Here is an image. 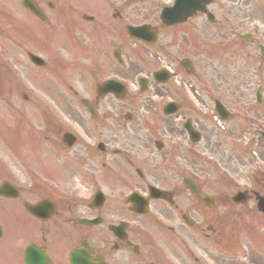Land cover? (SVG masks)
I'll list each match as a JSON object with an SVG mask.
<instances>
[{
    "label": "flooded vegetation",
    "instance_id": "flooded-vegetation-1",
    "mask_svg": "<svg viewBox=\"0 0 264 264\" xmlns=\"http://www.w3.org/2000/svg\"><path fill=\"white\" fill-rule=\"evenodd\" d=\"M56 1L27 0L41 14L42 20L28 13L24 7L25 0L6 4L9 3L10 8L19 13L26 12L48 28L55 18L73 20L74 39L69 41L62 34L58 40L63 44L58 42V51L71 55L70 48L65 45L73 41V54L80 61L85 57L81 51L82 34L78 22L93 23L95 34L91 35L94 38L91 47L95 65L99 57L100 65L113 66L115 53L118 54L116 63L122 66L130 42L125 32L131 15L129 0ZM1 4L2 0L0 7ZM263 12L264 8L258 7L254 13L257 16L261 14L264 19ZM110 23L112 27L108 28ZM251 45H254L253 41ZM180 47V44L174 45L173 49ZM253 47L259 51V44ZM179 63L176 61L177 72H184ZM76 64L79 68H75V83L80 91L68 88V98L63 92L53 95L70 127L66 130L57 118L50 129L46 128L44 122L47 121L39 115L37 120L38 125H42L39 131L42 140L37 141L32 150L34 160L21 165L22 172L9 171L0 161V264H71V255L77 253L86 264H162L165 252L172 264H242L240 239L227 234L231 231L237 234V222L234 224L233 218L248 203H254L251 211L260 219L264 218V214L256 210L255 203L257 194L264 197V189L260 192L251 186L244 190L250 200L241 206L231 203L233 195L240 191L227 195L225 189L218 188L216 197L210 196L207 178L197 172L195 165L197 162L206 165L205 148L195 149L196 144L207 140L203 131L208 128L209 118L203 113L204 100L195 96L196 106H202L199 110L201 115L194 110L196 106L188 94L176 92L167 95L163 86L159 85L157 89L149 79L144 83L145 92H126L120 100L97 92L98 83L107 79L95 82L93 89L84 86L91 91L87 92L82 88L87 81L81 62ZM113 72L117 75V71L112 70L108 77ZM122 73L123 78L130 79L128 70ZM91 75L98 77L102 72ZM256 77L258 82L255 84L253 79L255 85L245 108L237 101L236 113L226 116L241 120L243 111L248 113L252 124L249 129L253 132L247 134L249 129L244 130L247 126L242 130L238 124L237 130H229V133L233 135V145L236 141L242 143L248 139L250 149L264 147V131L258 128L256 120L257 108L264 111V84L260 75ZM19 96L20 100H29L27 94ZM169 97L171 102L176 97L174 101L179 109L165 116L161 104ZM258 97H261L260 105ZM81 100L90 102L94 115L80 107ZM134 100H141L143 104L140 113L130 102ZM67 101H77L78 108H73V103ZM13 112L33 127L34 115L29 118L17 109ZM144 113L145 118L141 115ZM185 122L200 133L198 143L190 140ZM158 128L162 133L167 130L179 143L172 142L173 151L163 156L164 145H157ZM30 132L33 133V129ZM66 134L70 138L64 141ZM232 154L229 153L230 158L234 156L240 164L238 170L264 188V156L259 155V167L248 153L235 149ZM185 182L192 186V190L186 187ZM11 188H15V192ZM153 189L156 194L159 190L166 196L154 197ZM84 196L92 197L89 204L81 201ZM160 232H166L173 241L169 243L160 239ZM227 239L229 246L225 250L222 246ZM213 242H217L223 251L235 252L217 251L209 246ZM31 251L39 253L41 261L34 259ZM258 260L264 264V260Z\"/></svg>",
    "mask_w": 264,
    "mask_h": 264
},
{
    "label": "rangeland",
    "instance_id": "rangeland-1",
    "mask_svg": "<svg viewBox=\"0 0 264 264\" xmlns=\"http://www.w3.org/2000/svg\"><path fill=\"white\" fill-rule=\"evenodd\" d=\"M53 1L57 3L56 0ZM131 1L136 2L134 11L138 9L140 12H143L139 9L141 8L140 2L142 0ZM251 1L254 3L255 10L263 3V0H216L213 6L210 7L211 12H213L218 19L215 25H208L206 20L199 16L180 27L177 32H171L173 29H162L160 38L162 39V44L159 42L157 47L152 46L148 50H144L142 47L137 46L135 42H129V51L125 54V66H122L121 68L116 63H114L113 66L108 65L105 67L107 69L103 68L101 70L102 75L100 77H91L90 74L91 72H98L100 69V67H98L100 66V58H96L97 63L99 64L98 66L95 65V59H92V51L94 49L91 45H93L94 38L91 35L93 27L91 24H79L78 22L82 34L81 51L82 55L86 58L81 64L83 67H87L84 71L87 83H84L83 86L88 89H93L95 82L103 81L105 77L111 74L112 70L120 73L128 70V74L131 78L130 81H134L133 83H135L136 78L138 77L134 76L135 72L141 71L144 75L151 73L154 67H156L153 61V59L156 60V58L157 70L161 67L167 66V64H170L167 51L168 46L176 44L181 45L180 48H177V51L181 54L182 58H187L192 61L195 75L192 78H186L183 74H179L178 77L180 76L186 79L185 84L182 85L180 83L179 77L178 79L170 81L169 86L171 88L168 86L165 88L170 90L172 94L176 92H184L188 94V97L195 106L197 105L196 103H198L195 96L204 100L205 105L203 106V113L209 118L208 128L206 131H203L207 140H205V142H199L195 149L201 150V148L204 147V156L207 160H210L211 163H208L207 166L201 165L197 162L195 165L198 173L207 176V189L209 190L208 193L210 195L216 194L218 188H221L222 190L225 189L227 195H231L232 192H235L234 190L237 186H244L246 183H250V180L244 176L242 171L238 170L240 164L237 159L234 156L232 158L229 156V153L232 151V155H234V148L231 150L223 142L220 143V139L223 137L226 128L229 130L237 128V118H233L228 124H214V114L211 113L212 102L210 99H206L205 93H208L211 96H217L229 109L238 108V106H236L237 101L241 102V106L245 108L247 103L246 100L251 97L250 94L253 91V86L258 82V77L256 76L260 75L264 84V63L261 64L262 62H260L259 51L255 50L253 47L255 45L251 46L245 42H240L235 34L236 32L241 34L245 31L251 30L255 41L264 45V19L261 18V14L257 16L255 13H251ZM6 2L20 3V0H2L3 4H1L2 7H0V27H2L0 28V61L4 62L0 67V79L2 80L3 87L7 88L8 91L15 92L14 87L22 88V90L20 89L21 93L28 94L33 101L19 100V98H21L19 95L6 100L4 94L10 92L7 90H1L0 136L3 142L7 141L8 146L21 160L30 161L31 156L29 151L30 147L33 145L31 142L33 140L32 135L29 131H22L23 126L17 122L16 116H13L11 112H8L12 107V104L15 107L26 108L28 110L32 106V108L35 110L37 109L43 115L45 121L48 122H44L45 127L49 129L57 119L53 113L48 115L45 111L47 108L46 100L49 101L50 107H53L55 103L54 101H51L50 97L45 93L51 88L39 85L38 80L41 79L42 75L34 74L32 75V79H29L27 75L29 68L26 67L27 63L24 64V67H21L22 61L26 62V59L23 57L24 50L34 52L36 55H40L37 53L42 52L39 44L42 40L40 33H43L45 30L42 25L30 20V26L36 27V31L32 30L34 34L32 38L33 42H25L26 32H22L23 39L21 33L17 43H10L9 36H11L13 32L9 30V25L17 23L19 27L20 24H24L25 20L22 13H19L16 9L14 10L10 8L9 3L6 4ZM164 3H171V0H157V11L159 9L158 7L162 6ZM239 8H241V11L238 10ZM26 17L27 16L25 15V18ZM66 18H68L67 15ZM29 19V17L26 18L28 24ZM147 19H145L144 22L147 21ZM225 19L227 22H225ZM142 21L141 18L139 19L131 16L129 23L139 24ZM157 26H159L158 21ZM2 29H4V32ZM51 29L54 32L53 40H56L57 44L59 41L58 37L60 38L62 34L68 37L69 41L74 39L75 27L73 20L55 18ZM204 37L209 38L210 40L206 44H204ZM72 43L73 41L70 42V45H65L67 48H70L72 52L71 57L75 55L73 54L74 48ZM162 46L164 47V50H162ZM54 50L55 53L58 51V45H56ZM56 55L59 58L58 63L66 66L69 58H67L66 55ZM260 64L263 65L261 70L259 68ZM137 65L140 70L137 69ZM104 70L110 72L106 73ZM35 72H37V70H35ZM55 72L56 71L53 69L48 68L47 70V73L51 74L54 84L59 81V76L56 75ZM65 75L66 77L63 82H67L69 85L76 82V75L74 74L73 69L66 70ZM113 75H116V72H113ZM23 77L27 79V82H23ZM253 79L255 80V84ZM174 82H177L176 86H171L174 85ZM197 90H199V93ZM39 95H42L43 98H45V103H43ZM36 102H40L43 105ZM206 104L210 110L208 113L206 111ZM201 107V105H198L194 110L202 115L199 111ZM257 111L258 114L256 120L258 121V128L264 131V111L260 108H257ZM247 114L248 113L245 111L242 113V121L240 122L242 130L245 126L249 127L251 125V123L246 122ZM66 115H68L67 112ZM211 121H213V123H211ZM16 122V129H14L13 124ZM204 126H206V123ZM34 128L41 130L42 125H38V121H35ZM226 134L231 135L229 132ZM38 135H40L39 132H37V135L34 134V136ZM229 140L232 142L231 139ZM165 144L167 148L164 149L162 154L166 152L171 153L173 151L172 145L167 144L166 140ZM0 146L3 155L8 152L3 144H0ZM236 146L240 148L241 143L236 141ZM254 152L258 156L260 154L264 156V147L262 146L254 149ZM3 159L7 160L4 157ZM3 159L2 161L4 162ZM11 165L15 164H8L9 167ZM259 165H261V163H259ZM228 177L233 178V183L228 181ZM253 186L257 185L254 183ZM252 205L253 203H249L244 210L242 209L240 212H237L236 216L233 218L232 222H237V224L234 223L237 228V234H233V231L227 234L232 238L236 235L238 239H240L243 251L246 252L248 256V258L244 255L241 256L242 264H261L258 258L264 257V218L260 219L251 211L250 207ZM228 226L229 223L226 225L227 233L229 232L227 228ZM158 237L169 243L173 241V238L166 234V232L158 233ZM209 246L215 247L217 251L226 252L219 248L220 246L217 245V242H213V244ZM228 246L229 240L227 239L222 247L227 250ZM150 248L152 249V246H150ZM158 250L160 251V249ZM233 252L235 251L226 253ZM164 255H166V258L161 261L162 264H172L173 262L168 253L165 252Z\"/></svg>",
    "mask_w": 264,
    "mask_h": 264
},
{
    "label": "water",
    "instance_id": "water-1",
    "mask_svg": "<svg viewBox=\"0 0 264 264\" xmlns=\"http://www.w3.org/2000/svg\"><path fill=\"white\" fill-rule=\"evenodd\" d=\"M206 3H208V0H175L172 8L164 10L161 21L167 25L182 22L189 17H193L196 12H202ZM130 34L140 37V35L134 32H130Z\"/></svg>",
    "mask_w": 264,
    "mask_h": 264
}]
</instances>
